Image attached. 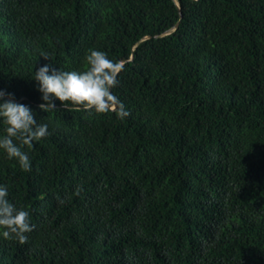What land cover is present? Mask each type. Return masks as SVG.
Returning <instances> with one entry per match:
<instances>
[{
    "label": "trees",
    "instance_id": "1",
    "mask_svg": "<svg viewBox=\"0 0 264 264\" xmlns=\"http://www.w3.org/2000/svg\"><path fill=\"white\" fill-rule=\"evenodd\" d=\"M89 48L129 115L42 113L41 54ZM0 88L50 132L30 171L0 152L34 225L0 264H264V0H0Z\"/></svg>",
    "mask_w": 264,
    "mask_h": 264
},
{
    "label": "clouds",
    "instance_id": "2",
    "mask_svg": "<svg viewBox=\"0 0 264 264\" xmlns=\"http://www.w3.org/2000/svg\"><path fill=\"white\" fill-rule=\"evenodd\" d=\"M41 58L45 62L36 65L31 79L41 94L38 107L42 113L82 109L100 115L115 109L118 118L129 115L114 91L124 71L123 61L113 60L96 48L85 52L80 69L57 68L47 54L42 53ZM41 120L30 106L17 102L13 93L0 88V152L8 160H14L22 171H30L32 167L25 148L50 135L48 123ZM9 196L8 185L0 183V238L23 243L34 227L31 214L13 203Z\"/></svg>",
    "mask_w": 264,
    "mask_h": 264
}]
</instances>
